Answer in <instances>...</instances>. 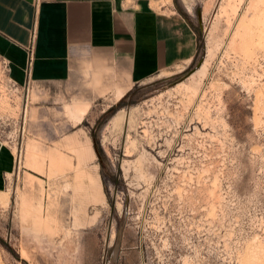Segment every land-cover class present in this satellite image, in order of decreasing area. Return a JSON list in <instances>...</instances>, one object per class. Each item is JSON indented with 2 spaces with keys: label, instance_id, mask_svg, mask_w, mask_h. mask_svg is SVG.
Instances as JSON below:
<instances>
[{
  "label": "rangeland",
  "instance_id": "1",
  "mask_svg": "<svg viewBox=\"0 0 264 264\" xmlns=\"http://www.w3.org/2000/svg\"><path fill=\"white\" fill-rule=\"evenodd\" d=\"M187 1L194 62L117 103L11 85L0 63V264H264L261 4Z\"/></svg>",
  "mask_w": 264,
  "mask_h": 264
},
{
  "label": "crops",
  "instance_id": "2",
  "mask_svg": "<svg viewBox=\"0 0 264 264\" xmlns=\"http://www.w3.org/2000/svg\"><path fill=\"white\" fill-rule=\"evenodd\" d=\"M164 1L0 0L8 83L64 85L92 102L123 92L120 101L150 79L184 71L199 52L197 33L180 0ZM32 36L28 74L24 48ZM14 168L11 148L0 141V191Z\"/></svg>",
  "mask_w": 264,
  "mask_h": 264
},
{
  "label": "bare ground",
  "instance_id": "3",
  "mask_svg": "<svg viewBox=\"0 0 264 264\" xmlns=\"http://www.w3.org/2000/svg\"><path fill=\"white\" fill-rule=\"evenodd\" d=\"M164 1V0H163ZM252 1V5L251 7H256L258 4L260 5L261 4V13H260V16L259 19L263 26H264V0H251ZM162 2V1H161ZM183 6L185 7V9L189 12L192 11V7L190 6V4L188 3L187 0H181ZM165 3V1H164ZM169 3V2H168ZM250 4V3H249ZM254 9V8H253ZM261 24V25H262ZM262 29V28H261ZM180 70V69H179ZM178 70V71H179ZM122 93H119L118 95H116L115 97V102L117 103L119 101V99L122 97ZM82 115H84L86 113V110H82ZM112 120L115 122H122L123 121V113L122 112H118L116 113L113 117H112ZM79 121V119H78ZM76 146H77V152H78V159L80 162H82L83 158L88 155L90 156V159L93 160L95 158V154L92 150V146H91V143H90V139L86 136H81L78 138V140L76 141ZM96 171H97V166H94L90 173H89V181H88V184L86 186V191H87V194H92L94 191L97 190V185H98V189H101V184H100V181L98 179V176L96 175ZM30 181V179H29ZM27 181V182H29ZM29 183H32V182H29ZM3 196V195H2Z\"/></svg>",
  "mask_w": 264,
  "mask_h": 264
},
{
  "label": "built area",
  "instance_id": "4",
  "mask_svg": "<svg viewBox=\"0 0 264 264\" xmlns=\"http://www.w3.org/2000/svg\"><path fill=\"white\" fill-rule=\"evenodd\" d=\"M39 0H36V4L38 3ZM33 41H34V38L33 36L31 37V40L29 42V45H27L24 50L26 52V55H27V72L29 74V70H30V67L32 65V62H33V56H34V52H33ZM1 67H2V71L4 74H8L9 72V65L6 61H1ZM11 84V83H10ZM28 84V83H27ZM12 85V84H11Z\"/></svg>",
  "mask_w": 264,
  "mask_h": 264
},
{
  "label": "trees",
  "instance_id": "5",
  "mask_svg": "<svg viewBox=\"0 0 264 264\" xmlns=\"http://www.w3.org/2000/svg\"><path fill=\"white\" fill-rule=\"evenodd\" d=\"M181 13L184 14L182 11H181ZM196 33H197V38H198V40H200V34H199V32L196 31ZM91 137L93 138L92 134H91Z\"/></svg>",
  "mask_w": 264,
  "mask_h": 264
}]
</instances>
